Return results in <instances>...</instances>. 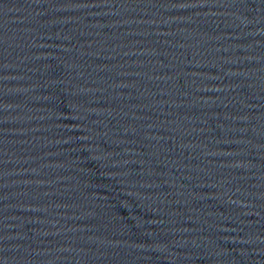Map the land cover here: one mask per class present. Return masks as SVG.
<instances>
[{
    "label": "water",
    "instance_id": "water-1",
    "mask_svg": "<svg viewBox=\"0 0 264 264\" xmlns=\"http://www.w3.org/2000/svg\"><path fill=\"white\" fill-rule=\"evenodd\" d=\"M0 264H264V0H0Z\"/></svg>",
    "mask_w": 264,
    "mask_h": 264
}]
</instances>
